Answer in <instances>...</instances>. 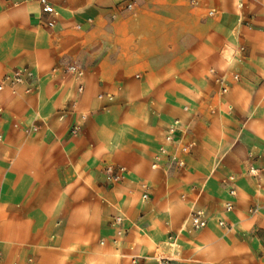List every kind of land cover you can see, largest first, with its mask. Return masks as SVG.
I'll list each match as a JSON object with an SVG mask.
<instances>
[{"label": "crops", "instance_id": "0c3cea01", "mask_svg": "<svg viewBox=\"0 0 264 264\" xmlns=\"http://www.w3.org/2000/svg\"><path fill=\"white\" fill-rule=\"evenodd\" d=\"M242 1L0 0V81L38 78L30 95L0 93V264H264V0ZM175 120L186 168L152 170ZM107 165L125 181L110 186ZM192 207L198 231L182 228Z\"/></svg>", "mask_w": 264, "mask_h": 264}, {"label": "built area", "instance_id": "2783aa9c", "mask_svg": "<svg viewBox=\"0 0 264 264\" xmlns=\"http://www.w3.org/2000/svg\"><path fill=\"white\" fill-rule=\"evenodd\" d=\"M196 2L191 1V4L194 5ZM237 7L238 9L243 8V1L237 0ZM126 11H132L133 10V4H127L125 6ZM41 12L44 15H50L56 17L58 13L55 11L53 7H51L49 4L45 3L44 1H41ZM216 14L214 10L208 11L207 16L213 17ZM91 23V21H88ZM80 27L77 26V29ZM243 49H241L242 51ZM59 71V68H55L52 70L53 74H57ZM213 73V71H211ZM62 75L64 77H72L73 79L80 81L83 76L84 72L82 69H80L78 66L72 63H67L62 68ZM232 79L234 81H238L239 77L237 75H233ZM38 82V78L36 74L29 68H23L16 71H13L11 73H8L3 76V78L0 81V93L9 90L12 94H16L17 90L21 87L24 88V93L26 95H30L37 91L36 84ZM219 84L221 85L220 93L221 95H225L228 93V87L225 84L223 79H219ZM78 92H82V87L80 86L78 88ZM99 101H106L107 103H112L114 100V97L110 94H104L99 95L97 97ZM231 107H229L230 109ZM185 110H187L185 108ZM3 110L0 108V114H2ZM68 113L67 110H59L56 112L57 118L62 121L64 116ZM84 119V117H82ZM42 125L45 127V123H42ZM13 128L16 130H21L24 134H30V133H37L40 130V127L31 124V125H22L21 123H14ZM81 131V125L75 124L70 129V135L75 137L77 136ZM164 144L158 148L156 154L153 157V162L151 165L152 170H157L159 168L160 163L164 162L165 165V171H171L172 169L177 170H183L186 168L185 160L183 157L190 154L193 143L187 141V129L182 127L179 121L175 120L172 123H170L164 132ZM3 141L2 136H0V143ZM104 177L106 182L114 187L122 182L125 181L127 171L123 167L114 166V165H107L104 168ZM143 193L141 195V200L146 201L148 200V192H147V186L141 185L140 186ZM233 194V193H232ZM226 211L231 210V205H226ZM127 219L117 211V214L113 216L112 224L116 228V236L118 238L124 236V232L121 228L123 223H125ZM208 223V219L206 218L205 214L197 210L195 207H192L188 213V216L183 224V229H189L190 231H198L206 227ZM219 226H223V223L219 222ZM170 241V247L173 248L174 242L176 240L175 238H168ZM160 264H170L171 260H159ZM31 260H29L26 264H30Z\"/></svg>", "mask_w": 264, "mask_h": 264}]
</instances>
